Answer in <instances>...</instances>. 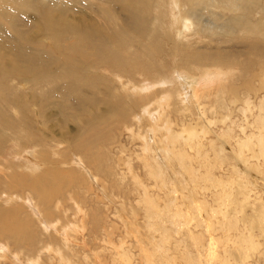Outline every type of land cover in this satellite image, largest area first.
Here are the masks:
<instances>
[{
  "label": "rangeland",
  "instance_id": "374dc122",
  "mask_svg": "<svg viewBox=\"0 0 264 264\" xmlns=\"http://www.w3.org/2000/svg\"><path fill=\"white\" fill-rule=\"evenodd\" d=\"M261 3L256 10L259 6L264 8V0ZM185 8L188 7L183 6V10ZM198 8L202 9V4ZM189 10L190 8L187 11ZM200 13L193 16V26L198 30L203 29L205 36L196 37L194 33L198 30L192 26L185 33L183 41H190L189 45L201 48L211 45L209 52L218 57L228 55L232 59L233 64L230 66L233 68H213L207 64L201 73L197 70L196 80L201 81L200 75L205 71L223 72L227 77L226 84H235L239 88V95L234 101L229 99L228 93L217 94L216 86L222 82L219 81V84L217 82L209 89V95L203 96L201 103L198 102L200 106L197 104L188 111L184 109L185 103L174 94L172 105L176 101L177 108L183 113L171 116L170 129L174 136L180 135L181 139L176 137L180 142L171 141L167 145L169 142L158 131L155 136L158 143L156 148L148 137L149 132L146 130L150 125L146 122L147 113L159 110L160 104L164 108L162 95L157 96V106L156 103L145 105L153 98L140 101V97L133 91L130 95H134L132 98L136 104L132 107L126 103L124 117L114 115L108 120L105 117L109 116L111 103L115 100V94L106 88L107 83L115 87L116 96H122L123 91L127 92L123 88H127L130 83L157 86L155 81L161 80L153 90L170 92L174 87V90L178 89L176 79L174 83L170 82L179 76L180 70L177 67V54L175 57L169 55L173 53L175 44L168 40L163 43L162 51L155 58H150L142 51L145 42L142 43L137 38L141 48L137 50L136 47L129 46L124 51L132 56L134 66L117 68L102 62L98 67L90 68L89 76L94 78L101 74L108 79H104L105 84L97 81L83 86L81 97H84V102L81 108L77 105V99L74 101L62 97L58 83L45 80L41 84L21 86L16 84V80L7 81L9 94L19 97V102L27 106L28 114L23 119L20 120L19 112L14 113V118L30 123L32 131L28 138H33V143L41 150L35 147L24 150L15 140L8 141V146H4L5 149L0 154V164L4 167L12 165L9 172L15 170L26 174V181L33 182L35 178L22 170L30 161L26 155L29 150L36 154L44 152L48 163L52 162L56 166L54 170L68 176L62 175L65 179L60 176L59 180H63V183L57 186L50 205L33 192L35 199L32 201H38L44 220L59 226L60 231L57 232L54 229L46 230L40 224L43 219L39 220L32 214L28 207L30 202L27 200V193L26 201L22 202L24 190L20 185L13 187L15 183L9 182L11 173H0V209L23 206L25 213L21 210L19 216L21 219L31 218V230L35 235L30 242L15 241L11 235L2 232L0 237L4 239L0 241V246L5 243L9 249L6 251V258L0 255V264H32L30 260H36L39 264H210L206 248L213 238L216 239L217 256L224 262L236 264L239 246H234V243L246 245L243 250L250 248V233L254 230L259 235V245L252 254H255V260L250 258L251 255L244 264H256V260L257 264H264V229L261 226L264 220V110L260 108V103L264 100V89L258 90V93L246 89V85L256 89L260 86V77L264 72L258 62L264 60V37L256 39L244 36L237 26L227 32V24L235 23L238 12L222 8L215 13H204V10ZM83 14L91 18L88 12L83 11ZM254 54L262 58L256 56L258 62L255 59V64H252L250 58ZM142 56L151 63L140 64L138 59ZM58 57L63 58L64 55L59 54ZM160 58L164 61L159 60ZM153 63L156 64V70L150 73L143 70L144 66ZM104 67L108 68V72L103 70ZM112 72L120 74L121 78L116 80ZM181 73L193 79V76L183 71ZM58 81L62 83L60 79ZM222 84L224 85L223 82ZM66 90L72 96L71 89ZM165 118L167 119L166 115ZM145 122L146 128L143 127ZM94 125L99 126V131L92 129ZM189 130L196 133L203 144L201 157L198 156V143L183 139L192 133ZM57 144L60 146L57 147ZM166 145L170 151L160 153ZM180 151L183 156L185 153L189 157L180 156ZM147 152H152V157L158 160L155 166L159 165V169L153 174L140 160ZM29 156L31 162L35 163L36 159ZM39 158L45 159V156L41 155ZM129 163L132 165L131 170ZM82 166L84 170L81 169ZM48 172L51 176L52 172ZM207 173H210L208 178ZM11 188L17 190L12 192ZM71 195L75 201L70 198ZM147 197L153 199L151 202L155 206V210L151 211L154 215L150 214V219ZM9 198H12L11 202ZM78 206L81 211H78ZM200 211L202 216L195 215ZM198 218L205 222L197 226L195 219ZM1 221L0 218V223ZM247 221L250 222L248 227ZM74 225L84 227V232L78 231ZM226 228L232 231V241H228V244ZM64 229L69 230L65 235L68 236L67 240L63 236ZM31 230L28 229L29 233ZM200 245H204V250H198ZM14 246L16 248L12 251L20 255V262L11 254ZM187 251L190 257L187 256ZM227 256L231 259L227 260ZM219 257L214 264H222L218 261Z\"/></svg>",
  "mask_w": 264,
  "mask_h": 264
},
{
  "label": "bare ground",
  "instance_id": "6f19581e",
  "mask_svg": "<svg viewBox=\"0 0 264 264\" xmlns=\"http://www.w3.org/2000/svg\"><path fill=\"white\" fill-rule=\"evenodd\" d=\"M262 1L263 0H0V154H2L5 149L3 147L8 146V141L11 142L12 140H15L21 149L28 150L29 147H35L38 148L39 151L41 150L38 145L33 143V138H28L32 131L30 123L20 121L28 114L27 106L19 102V97H15L14 95L11 96L9 94L8 90L10 89L6 85L7 81L16 80V84H20L21 86H25L29 83L35 85L41 84L45 80H49L51 83H58L57 87H59L62 97L74 101L77 99V105L81 108V105L84 102V97H81L83 86L87 83H94L97 81H101L100 83L105 84L106 81L104 79H108L101 74L96 75L94 78L89 76V74H91L90 68L94 69L102 62L105 64H111V66L117 68L134 66L132 56L124 51H126L129 46H134L137 50L140 49L141 47L137 42V38L141 39L142 43L145 42L142 51L146 57L150 58H155L156 54L162 51L165 40L175 44L172 50L173 53L169 55L175 57L177 54V61L179 63V66L177 67L180 72L177 71L179 76L174 77L170 82L174 83L176 79L178 82V89L174 90V87L173 91L170 92H165L166 90L163 92L162 89V91L153 90L155 87L159 86L161 80L155 81L158 83L157 86L130 83L127 88H123L124 90H127V92L123 91L122 96L121 94L116 96L115 87L107 83L105 84L106 88L115 94V100L111 103L109 116H105L106 120L113 118L114 115L124 117L126 114L124 109L126 103H128V106L134 107L136 104L133 102L135 100L132 98L134 95H130L133 91L137 97H140V101L142 99L151 100V98H153L152 101H149L145 105L156 103L157 106L159 104L157 103V96L160 97L162 95V104H164V108L162 109L160 104L159 110L153 113L152 110H150L147 113L146 122L150 125V128H147L148 130H146L149 132L148 137L153 141V147H155L156 144L158 145L155 141V136L158 131L162 133L164 139L169 142L167 145H170L171 141H174L175 143L178 140V142H180V140L177 139L180 135L178 137L174 136L170 129L172 124L170 119L171 116L181 112V110L177 108L176 101L175 104L172 105L175 100L174 94L185 103L186 107L184 109L188 111H191L190 109L197 104L200 106L199 104L201 103L203 96L209 95V89L213 85L215 86L217 82L219 84V81H222L224 85L221 82L219 86H216L218 88L217 94L228 93L230 94L229 99L234 101L237 100L239 95V88L236 87L235 84H226L227 77L223 72L205 71L203 75H200L202 80H196V75L198 74L197 70L199 69V72L201 73L203 69L208 66L207 64L216 68H224L227 66L230 68V65L233 63H231L232 59L228 55L226 57H218L216 54L209 52L212 48L209 44L206 46L204 45L206 48L203 47V49L201 46L189 45L190 41L187 43L183 41V38L186 35L185 33H187L194 25L193 16L196 17L203 10L204 13H208L209 11L215 13L219 9L222 10V8L230 12H238V15L235 17V23L227 24L229 26L227 32L234 30V26H237V29L241 30L244 36L259 39L264 37V8L259 6L256 10V7L257 5H260L259 3ZM200 4H202V9L199 10L198 6H200ZM183 6H187L190 10L187 11L188 8L183 10ZM83 11L91 14V18L85 16ZM204 34L205 31L203 29H199L196 34L194 33L198 38L204 37ZM221 39L224 38L222 37ZM197 44H199V42H197ZM257 46L259 45L257 44ZM263 52L264 49L262 50V54ZM59 54H63L64 57L59 58ZM262 54L260 55L262 56ZM256 56L257 55L254 54V57L250 58L252 64H255V59L256 61L258 60ZM159 60L164 61L161 58ZM262 61L264 62V60ZM262 61L257 62L259 63L258 66H261L262 71L264 72V63ZM138 62L144 65L151 63L147 61L144 56L140 57ZM161 65L164 64L161 63ZM107 69L108 68L106 67L103 68L104 71L108 72ZM156 69V64L154 63L143 67V70L147 73ZM181 71L187 73L189 76H193V79H191V77L188 78L183 76ZM103 75L105 74L103 73ZM112 76H115L114 78L116 80H118L119 77L121 78V75L118 73L114 74L112 72ZM58 79H60L62 83H60ZM116 80L115 83H117ZM17 81L20 82L17 83ZM260 81L258 89L251 85H246V89L258 93V90L260 91L261 89H264V73L260 77ZM124 83L125 82H123V85ZM66 88L71 89L72 96ZM226 94L224 96H226ZM260 104V108L263 111L264 100H262ZM16 109L18 111H16ZM145 109L146 108H144V110ZM17 112L21 114L20 120L14 118V113L17 114ZM204 112L202 110V113L205 115ZM135 114H138V112ZM161 115H163V117L159 118ZM165 115L167 119L165 118ZM137 122H139V120H137ZM146 122L143 125L145 128L147 126ZM92 129H97V131H99V126L94 125ZM188 137L185 136L183 139L194 144L197 142L198 145H196L199 148L198 156L201 157L202 153H200V150L203 147V144L199 136L192 132ZM179 138L181 139V137ZM167 145L161 149L160 153H165L166 150H169ZM56 146L59 147L60 144H57ZM156 148H158V146H156ZM174 149L175 144H173V150ZM262 150H264V148ZM169 151H167V153L170 155L171 153ZM28 152L29 154L26 156L30 161L29 163H26V166L22 170L23 172L30 174L31 178H35L33 182L26 181V174L18 173L15 170H10L9 172L8 169L13 168L12 165L4 167L0 164V173H11L9 176V182L15 183L13 184V187L17 184L24 190L22 191L25 193L24 197L21 198L22 202L25 200L27 193V200L30 202L28 207L29 209L31 208L32 214L36 215L39 220H41V218L43 219L40 224L44 225L46 230L54 229V231L59 232L60 229L58 228V225H54L53 222L49 223L48 220H44L45 218L43 217L38 201H32L33 198L35 199V194H33V192L39 194L44 201L47 202V205H50L52 204V197L55 195L57 186L63 183V180H59L60 176L65 179L62 175H68L63 174L62 172H57V169V171H55L54 167L56 166H53L52 162L48 163L47 155L44 152L37 154L33 153L32 150H29ZM179 153L180 156H183L181 151ZM29 155L36 159L35 163L31 162ZM41 155H44L45 159L39 158ZM186 155L187 154L184 153L183 157H186ZM152 156H154L152 152H147L145 157L143 156L141 159L139 158L143 161L145 168H147L151 174L159 169V165L155 166V162L158 160ZM37 157L41 160L37 159ZM4 164L6 165V163ZM128 167L130 170L132 169L130 163L128 164ZM15 168H17V166ZM48 171L52 172L51 176ZM209 174L210 173L206 174V178L209 177ZM16 190L17 188H11L12 192H15ZM6 196L8 197V195ZM70 198L73 199L72 195ZM11 200L12 198H9L10 202ZM73 200L75 201V199ZM152 200L153 199L150 197L146 198L147 205L150 208L148 211L149 219L152 217H150V214L153 212L152 209L155 208V206L152 205ZM78 208V211L82 210L80 206H78ZM23 209V206L20 205L16 209H0V218L2 219L0 223V236H2V232H5V234L11 235L15 241L24 240L30 242V240H33V236L35 235H33L34 233L31 230V218L27 217L21 219L19 216L21 210L24 212ZM199 213H195V215L198 217L200 215L202 216L201 211ZM263 221L261 224V226H263L262 229H264ZM203 222L205 221H202V219H195L197 226L203 224ZM249 224L250 222L247 221L246 227H248ZM74 227L77 226L74 225ZM77 228L79 229L78 231L81 230L84 232V227L80 228L78 226ZM28 229L31 230L30 233ZM66 229H64V237L67 235V231H69ZM257 230L262 233L260 229ZM254 232L255 230L250 233L252 242L250 248L243 250V248L247 247L246 245L234 243V246H239V253L237 254L239 257L235 259L236 264H244L249 256L253 254V251L257 249V246L259 245L257 243V236L259 235H256ZM226 233V242L228 244V241H232V231L226 228ZM67 237L68 236H66L65 239ZM2 239L4 238L0 237V241ZM214 240L216 239L213 238L212 242L209 241L210 243L207 244L209 247L206 248L210 264H214L217 261V257H219L217 256L218 253L215 246L216 241ZM2 244L3 245L0 246V255L1 257L6 258L8 256L7 252L9 248L7 249L5 243ZM227 244L226 247L228 248ZM200 247L201 248H198V250H204V245H200ZM226 247L225 252L228 253ZM15 248L16 246L11 249V254L15 256L17 262H20V255L17 252H13ZM186 253L187 256H191L188 255V251ZM254 255L250 258L254 259ZM227 258V260L231 259L228 256ZM30 261L32 264H39L36 260ZM218 261H221L222 264H231L229 261L224 262L220 257Z\"/></svg>",
  "mask_w": 264,
  "mask_h": 264
}]
</instances>
